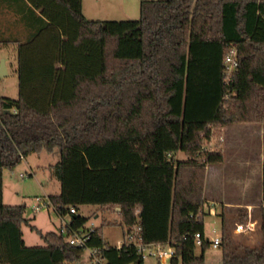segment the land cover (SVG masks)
Returning <instances> with one entry per match:
<instances>
[{"label":"trees","instance_id":"16d2710c","mask_svg":"<svg viewBox=\"0 0 264 264\" xmlns=\"http://www.w3.org/2000/svg\"><path fill=\"white\" fill-rule=\"evenodd\" d=\"M5 6L19 36L3 30ZM12 44L19 97L0 95V264H93L61 232L31 226L45 246L28 247L26 205L3 201L4 171L42 152L60 155L45 170L61 184L57 214L78 211L72 230L88 227L83 207L119 216L89 242L102 264H145L135 244L106 242L103 228L117 224L173 249L171 264H207V168L224 162L209 145L227 125L264 124V0L142 1L128 21L88 20L83 0H0V47ZM259 212L257 247L235 242L224 220L222 264H264Z\"/></svg>","mask_w":264,"mask_h":264},{"label":"rangeland","instance_id":"374dc122","mask_svg":"<svg viewBox=\"0 0 264 264\" xmlns=\"http://www.w3.org/2000/svg\"><path fill=\"white\" fill-rule=\"evenodd\" d=\"M154 0H83L85 14L88 20L92 21H128L139 20L141 17V2ZM15 49L10 47H0V62L6 61L8 67V76L0 77V95L10 99H18L19 97V79L17 75V56ZM237 126L236 124H233ZM232 125V126H233ZM222 130L215 135L214 141L209 145L210 149H220ZM213 144V146H212ZM223 147V146H222ZM178 157L184 159L183 153H179ZM60 159L58 152L40 154H32L25 159L20 166L13 172L4 171V203L10 206L26 205L25 218L29 221V225H23L24 240L29 247H43L45 243L41 236L32 231L31 226L37 227L43 233L61 232L62 218L52 209L50 211L35 212L34 207L37 204L36 198L43 197L47 202L51 196L61 193V184L52 179L46 168L56 164ZM80 213L85 217H90L88 226L95 223L100 227L104 220L111 223H119L120 218L112 211L103 210L98 207H83ZM98 216V217H97ZM70 222L71 217L66 216L64 219ZM232 220L234 230L232 237L235 242L245 244L252 241V247L260 246L262 243V234L257 231L251 235L235 236L237 225L239 222ZM230 222V223H231ZM206 238L212 241L217 236H221V222L218 217L206 215L204 218ZM104 239L108 244L119 247L125 242V231L119 225L105 226L103 228ZM258 242V243H257ZM251 243V242H250ZM197 253H201V249H197ZM89 253L86 251L82 257V262H87ZM222 252L220 249L210 248L206 252L207 264H222ZM145 264H171V259L160 261L158 258L149 257L145 260Z\"/></svg>","mask_w":264,"mask_h":264},{"label":"crops","instance_id":"0c3cea01","mask_svg":"<svg viewBox=\"0 0 264 264\" xmlns=\"http://www.w3.org/2000/svg\"><path fill=\"white\" fill-rule=\"evenodd\" d=\"M4 10L7 16L3 17V30L4 32L5 29L8 30L7 36L11 34L17 36V18L10 7L5 6ZM83 13L87 18L84 4ZM19 31L20 35L21 28ZM10 46L15 49L17 56L18 46L12 44L7 47ZM236 125H227L222 130L220 149L224 155V162L207 168L205 196L208 204L205 212L219 218L221 229L224 220L236 221L239 214H246L248 220L251 219L255 223L254 231L246 233L251 235L260 231L259 210L264 207V124ZM239 210H242V213L238 212ZM236 235L242 233L236 232ZM245 244L253 243L249 241Z\"/></svg>","mask_w":264,"mask_h":264},{"label":"built area","instance_id":"2783aa9c","mask_svg":"<svg viewBox=\"0 0 264 264\" xmlns=\"http://www.w3.org/2000/svg\"><path fill=\"white\" fill-rule=\"evenodd\" d=\"M227 60L229 63L228 75H230L233 69L235 68L234 56H229ZM36 203L37 204L34 207V211L37 213L43 212V211L45 212L50 211L52 209L56 212V208L52 204L51 200L47 202L46 199H44L43 197H37ZM77 214H78L77 209L73 207L70 209V212L68 215L71 217L70 222H66L64 220L65 217L60 216L63 222L61 233L65 237H67L70 245L77 247V248L85 249V251L89 253V258L87 262H91L93 264H102V259L99 257V250L91 249L88 247L93 234L96 232L97 226L95 225V223H91V225H89L87 229L84 231L79 232V231L72 230V227H71L72 216L77 215ZM254 229H255V223L251 219H249L248 223L245 225L238 224L236 232L237 233H248V232L254 231ZM137 231L138 229L135 230L134 234L128 235L125 238V242H123V244L117 248L121 249L124 245L135 244L138 249V253L141 255L144 261L149 257H155V258H158L160 261H166V260L171 259L174 256L175 254L174 250L171 248H166L161 245H154V246L144 245L143 243L138 242V238L136 236ZM221 244H222L221 236H217L215 237V239L211 241V247L213 249H220ZM196 245L198 247L202 245V236L200 234L196 235Z\"/></svg>","mask_w":264,"mask_h":264},{"label":"water","instance_id":"95a60500","mask_svg":"<svg viewBox=\"0 0 264 264\" xmlns=\"http://www.w3.org/2000/svg\"><path fill=\"white\" fill-rule=\"evenodd\" d=\"M7 76H8V67H7L6 61L2 60L0 62V77H7Z\"/></svg>","mask_w":264,"mask_h":264}]
</instances>
